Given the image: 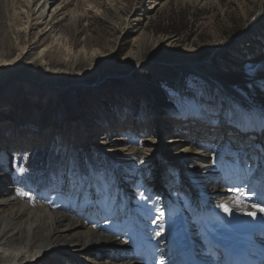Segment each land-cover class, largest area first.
Returning a JSON list of instances; mask_svg holds the SVG:
<instances>
[{
    "label": "rangeland",
    "instance_id": "obj_1",
    "mask_svg": "<svg viewBox=\"0 0 264 264\" xmlns=\"http://www.w3.org/2000/svg\"><path fill=\"white\" fill-rule=\"evenodd\" d=\"M89 4L91 7H86L84 0H69L61 13L75 9L77 13H65L52 25L70 39L73 52L85 48L91 56L97 51L99 56L110 57L109 62L96 67L83 56L72 63L60 62L51 55L46 59L51 71H46L41 61L31 64L41 49L37 47L18 61L28 70L24 74L35 80L50 81L54 88L46 92L45 96L49 97L35 119L33 103L25 87L19 84L21 80L9 86L8 91L13 90V95L8 99L7 111L0 115V218L20 206H25L27 213L69 210L68 200L61 192L68 172L72 182L83 187L96 185L100 191L109 190L118 172L139 222L149 220L159 198L149 196L144 189L139 178L141 163L137 151L157 144L164 147L167 156L178 157L176 153L184 151V146L195 145L192 142L176 145L174 138L186 136L191 141L206 140L203 142L209 145L211 140L204 135L213 138L218 132L215 138L221 139L226 137V132L227 136H233L229 116L242 110L197 72L184 67H174L170 73L154 71L163 70L161 64L177 59L204 63V68L214 70L235 91L262 106L263 113L259 115L261 123L264 122L261 119L264 116V20L249 31L252 22L263 12L264 0H89ZM18 12L11 0H0V65L13 62L20 54L18 36L22 24L15 21ZM41 29L45 26L37 25L31 36L35 38ZM251 46L256 48L255 52L249 49ZM20 73L23 76V70ZM134 79L142 85L133 84ZM82 81L89 85L71 88ZM143 83L150 88L152 97ZM186 124L194 125L195 131H184L182 125ZM233 124L237 130L239 127ZM200 125L203 127L199 128ZM180 127L182 130L178 131ZM35 139L41 140L32 142ZM237 140L234 138L229 147L233 155L226 156L230 164L257 165L253 161L255 152L248 146L239 150ZM223 144L215 143L214 148L206 146L212 148L216 167L220 164V150L225 149ZM110 149L118 154H109ZM148 170L165 171L172 181L177 179V172H188L190 177H186L185 183L195 188L202 186L194 174L198 167L190 162L152 161ZM7 189L19 199L17 206L1 202ZM169 196L170 202L177 199L185 203L188 199L178 190ZM213 205L218 206L216 202ZM99 206L109 218L99 221L93 229L98 232L111 229L112 236H116L120 223L111 219L110 204L101 200ZM26 212L23 213L27 215ZM3 227L0 219V233ZM138 236L139 230L134 227L126 236L119 237V242L133 246ZM175 239L180 242L179 238ZM108 250L110 255L111 245L104 252ZM65 259L79 261L70 253L56 260L60 263L47 264H71Z\"/></svg>",
    "mask_w": 264,
    "mask_h": 264
},
{
    "label": "bare ground",
    "instance_id": "obj_2",
    "mask_svg": "<svg viewBox=\"0 0 264 264\" xmlns=\"http://www.w3.org/2000/svg\"><path fill=\"white\" fill-rule=\"evenodd\" d=\"M68 1L11 0L19 10L16 13L15 21H20L22 24V31H19L21 34L19 33L18 36L20 54L13 62L5 61L0 65V115L7 111L8 99L13 95V90L8 91L9 86L19 80H21L19 84L25 87L33 103L34 118L36 119L40 115L43 102L49 97L45 94L47 91H51L54 86L45 79L35 80L33 77L27 76L24 73L28 70H25L18 62L20 57L29 56L37 48L41 49L31 64L41 61L45 64L46 71H51V68H47L46 60L51 55L56 56L60 62L70 61L72 63L83 56L84 60H88L96 67H102L109 62L110 57L99 56L97 51H93L91 56L85 48L77 53L73 52L70 39L52 25L53 21L58 20L65 13L68 15L77 13V9L74 10L75 12L61 13L64 4ZM84 3L86 7H91L89 0H84ZM263 20L264 9L259 17L252 22L249 31H252ZM39 24L44 25L45 29H41L34 38L31 33ZM40 34L43 37L38 39ZM46 39L47 41H45ZM23 41H25L24 45H22ZM227 44L229 43H223L222 47ZM249 49L252 52L256 51L253 46ZM189 60L177 59L172 63H164L161 64L163 70L154 71L170 73L172 68L179 66L197 72L213 87L225 92L229 99H233L240 106L243 112L250 113L251 116L248 118L250 122L257 121L264 128V122L261 123L259 115L263 113L262 106L253 103L235 91L229 84L219 79L214 70L204 68V63ZM21 70H23V76L20 73ZM134 82L135 85L139 84L136 83V80ZM87 84L82 81L74 83L71 88L77 87V85L85 87ZM143 88L152 97L151 90L145 83H143ZM180 130L182 127L178 128V131ZM230 130H227L230 132L228 134L232 133ZM224 136H226L223 137L224 141L229 138L226 132ZM185 139L182 137L172 140L177 145L185 142ZM40 140L36 141L35 139L32 142ZM194 142L198 145L184 146V151L176 153L178 157L167 156L164 147H157V144L149 146L145 151H137L141 163L139 178H142L144 189L149 196L159 198L158 207H155L154 213L148 216L149 220L139 222L134 207L130 206L129 192L123 186L117 171L107 191H100L96 185L83 187L81 183L72 182L71 174L68 172L67 178L61 184V192L68 200L69 210L65 212L46 210L44 214L39 211L27 213L26 207L20 206L0 218L4 222V229L0 233V264L60 263L56 260L63 256L66 257L70 253L75 254L79 259V261L71 259V262L65 259L71 264H189L191 258L194 264H221L220 260L214 259L213 255L217 251L216 247L224 245L225 242L241 243L247 248L260 247L264 250V213L256 211L252 207L259 205L264 208V156L262 159L253 160L259 165L230 164L231 162L225 157L230 150L225 148L220 150V164L216 167L215 158L211 154L212 148H206L203 141L194 140ZM173 143L171 142V144ZM108 153L118 154V151L110 149ZM124 158L126 159V157ZM124 158L120 159L124 160ZM261 160H263L262 165ZM152 161L161 162V164L186 161L196 165L198 170L194 174L196 179L201 182V188H195L185 183L188 172H177V179L174 181L165 171L161 173L148 172V166ZM117 167L119 166L117 165ZM8 190L10 189L4 192L3 196L5 197L1 198V202L17 206L16 202L19 199L13 197L14 194ZM175 190L187 195L188 199L185 203H181L177 199L172 200L173 202L169 201L171 199L170 192ZM101 200L110 204L111 219L120 223L119 234L116 236H112L111 229L106 232H98L93 229V226L99 221L109 218L100 209L99 202ZM214 202L218 205L226 203L231 212L226 213L220 207L212 206ZM21 211H25L27 215ZM253 211L256 212L254 217L248 215ZM207 215L210 217L209 219H206ZM134 227L139 230L137 243L133 246L121 244L119 237L126 236ZM37 236L38 239H36ZM175 238H179L180 242H177ZM194 238L196 240H193ZM110 245L113 251L109 255V250L107 252L104 250ZM194 249L199 250L201 256L194 252ZM109 260L110 262H108Z\"/></svg>",
    "mask_w": 264,
    "mask_h": 264
},
{
    "label": "snow or ice",
    "instance_id": "obj_3",
    "mask_svg": "<svg viewBox=\"0 0 264 264\" xmlns=\"http://www.w3.org/2000/svg\"><path fill=\"white\" fill-rule=\"evenodd\" d=\"M250 116H251L250 113H246V112H234V113H232L229 116V119L233 123H236L237 126L239 127L241 125V123L243 121H245L246 119H248ZM261 119L264 120V116H262ZM237 191H239V190H237ZM20 194L21 195H25V193H20ZM218 207H220L226 213H230L231 212V209L228 207V205L226 203L225 204H220V205H218ZM252 207L254 209H256V211H259L261 213H264V208L260 207L259 205H253ZM248 215H251V216L254 217L256 215V212L255 211L249 212Z\"/></svg>",
    "mask_w": 264,
    "mask_h": 264
},
{
    "label": "water",
    "instance_id": "obj_4",
    "mask_svg": "<svg viewBox=\"0 0 264 264\" xmlns=\"http://www.w3.org/2000/svg\"><path fill=\"white\" fill-rule=\"evenodd\" d=\"M177 67H179V66H177ZM189 71H191V69H189ZM192 71H193V70H192ZM192 71H191V72H192Z\"/></svg>",
    "mask_w": 264,
    "mask_h": 264
}]
</instances>
